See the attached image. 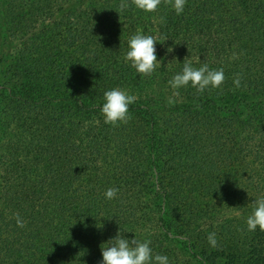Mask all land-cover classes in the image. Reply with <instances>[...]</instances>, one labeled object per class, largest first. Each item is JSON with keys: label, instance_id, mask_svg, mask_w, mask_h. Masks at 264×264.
Listing matches in <instances>:
<instances>
[{"label": "trees", "instance_id": "1", "mask_svg": "<svg viewBox=\"0 0 264 264\" xmlns=\"http://www.w3.org/2000/svg\"><path fill=\"white\" fill-rule=\"evenodd\" d=\"M137 31L161 40L151 75L124 60ZM186 62L224 82L173 89ZM112 88L126 122L100 112ZM260 197L264 0H0V264H100L118 230L170 264H264Z\"/></svg>", "mask_w": 264, "mask_h": 264}, {"label": "clouds", "instance_id": "2", "mask_svg": "<svg viewBox=\"0 0 264 264\" xmlns=\"http://www.w3.org/2000/svg\"><path fill=\"white\" fill-rule=\"evenodd\" d=\"M137 9L145 12H154L160 6L162 0H131ZM177 15L184 11L186 0H169ZM127 4H122V8ZM163 20V17L161 18ZM167 40L166 38L163 40ZM160 39L137 31L127 41V51L124 56L125 62L135 69L137 74L151 75L161 66V60L157 58L156 43ZM172 51L171 48L168 49ZM223 69H210L207 64L196 68L191 62H186L181 71L177 72L169 81L170 86L178 90L189 84L198 92H203L209 86L218 88L224 82ZM236 87H240V78L234 79ZM177 93L174 92V95ZM136 97L128 94L120 88H112L103 93V103L100 112L105 123L115 124L126 122L129 119V105L135 103ZM168 102L174 103L170 97ZM118 192L116 188H109L105 192L106 199H113ZM247 229L256 231L257 228L264 230V197L255 201L251 214L246 220ZM17 225L24 227L23 221L17 216ZM124 233V232H123ZM208 242L212 248H216L218 241L215 232L208 234ZM150 240H138L135 235L126 237L118 230L115 236L104 241L101 245L102 259L100 264H170L167 255L154 254L150 247Z\"/></svg>", "mask_w": 264, "mask_h": 264}]
</instances>
